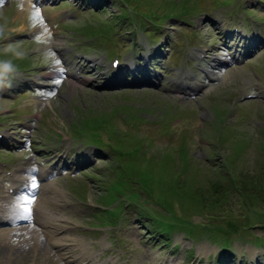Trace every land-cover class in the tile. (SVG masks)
I'll return each instance as SVG.
<instances>
[{"label": "rangeland", "instance_id": "obj_1", "mask_svg": "<svg viewBox=\"0 0 264 264\" xmlns=\"http://www.w3.org/2000/svg\"><path fill=\"white\" fill-rule=\"evenodd\" d=\"M26 1L28 0H0V20L5 24L3 26L6 38L10 40L11 36L16 33V38L11 39L12 41L20 42L21 39L27 40L25 43H1L3 44H0L2 54L19 56L22 60H26L25 58L23 59V55L29 54V65L42 66L36 73L37 79H43L45 76L53 73L50 77H54L56 71H58L55 64L58 63L57 60L60 59L62 51H58V56L51 54L49 47L54 41L58 42L57 44L62 48L70 46L76 50V46L82 49L87 59H96V61L103 59L104 65L102 68L98 65L97 69L92 72L88 73L86 71L84 73L87 76L86 79H74L73 77V81L71 80L72 82L67 87L61 89V93H59L58 88H56L57 94L55 93L54 96L50 92L45 93L46 96H43L41 100H46V97L51 98L53 96V99L49 100L48 106L46 104H37L38 102L35 99L38 98L34 97L33 93L19 91L21 96L18 100L22 101L26 109L36 110V106L42 109L44 120L33 121L34 125L38 128L33 137L35 142L43 146V139L49 136L51 139H55L59 134V137L62 136L63 138L61 141H65V143L61 146V141L53 140V142H55L54 148L58 146V148L65 149L63 150L64 157H60L63 160H65L69 150H77L78 148L82 150L77 155L79 158L77 162H82V165L79 166L74 177H65L67 179H63L57 183L58 187L70 189L63 193L66 195L65 198H62L63 200L61 199L62 201H60L56 197L53 199L50 194L45 195L48 202H53L50 204L52 218L58 219L62 225H66L67 234L64 232L59 236V239L77 240L81 248H85L88 251L92 247L99 246V242L91 239L82 226L85 225L86 218H88L91 210H93L92 206L102 201V198L108 193L107 184L117 174L116 169L113 167L116 168V164L117 166L121 164L122 171L125 173L128 171L130 183L138 180L141 181L146 191L143 192L141 190L145 198L144 202L153 211L157 212L159 216L163 215L169 221L178 219L184 226L185 231H189V235H191L194 241L199 239V234L206 232L211 242L218 245L225 243L230 231L215 229L211 226H208L209 228L203 231L204 225L199 221L203 217L201 216V212L207 210V208L215 213L223 211L225 205L228 204L224 191L225 186L223 185L216 194H208L205 192V187L207 182H218L221 184L227 182V178H223L222 172L211 168L216 164L221 169V165L224 166L223 156H227L228 166L231 163L233 167V170L228 169V171L234 182H236V175H240L239 181L242 180L243 183L248 180L253 181L252 177L256 175V172L262 173L260 171L264 170V98L260 96V91H264V84H261L259 88L252 72L253 66L256 69L264 66V55L261 57L264 47L256 55L255 60L247 67L229 68L225 79L214 82L212 88L204 90L205 93L203 92V94L198 96L194 92L187 90V93L191 94V96L182 98L174 92L175 85L172 79H177L178 76H186V73H191L187 70L186 62L200 58L199 48H193L195 39L198 42L200 39L198 34L194 38L187 35L191 30L185 25L186 23L183 19H171L164 23V25L167 24V27L162 30L160 35H157L159 39L162 38L159 45L166 46L167 48L166 39L172 37L175 40L174 45L183 42V46H186L188 42L189 46H186L188 50H182L179 58L175 60L174 56H172L173 51V53L169 52L172 58L168 60L167 58H163L153 62L157 70L163 71L162 73L166 76H170L167 69L170 70L171 68L172 72L175 73V77L172 76L173 74L171 75L172 79L164 77L166 80L162 82H158V79L157 83L159 84L153 85L152 88L140 87L131 89L130 87H125V89L107 91L106 89H100V85L97 82L103 79L100 78L96 81V78L98 77L99 70L102 73L111 70L110 64L106 63V57L103 53L108 50L105 47L97 45L96 42L83 41L79 43L75 39H72L74 36L71 28H65L64 30L63 26L57 27L55 17L69 10L66 5H62L58 0L56 5H51L48 0L45 2L47 3L45 5L42 3L37 4L36 1L30 2L29 0L27 3ZM72 1H74L73 4L82 3L85 5L84 2L89 0ZM130 1L128 0V2ZM189 1H198L199 6L206 4L204 12H209V15L203 14L190 20L187 18L191 22V26L196 28L200 32L199 34L206 38L205 42L211 43V49L214 51L225 49L221 45V41L218 38V30L213 27L215 25L212 24V20H222V12L220 13L219 11H223L231 18L233 15H237L240 10H243L244 6L239 4L238 0H214L213 6H211V0ZM100 2L105 3L107 12H101L104 10L103 5H100L98 11H93L92 8L85 6L81 12H78L79 18L77 22L67 23L66 25L74 28L85 22H93L94 24L104 23L120 15L123 8L126 10L129 8V6L120 0H92V5H98ZM184 2L185 0H136V3L139 4L138 7L144 13L148 11H162L159 10L161 6L165 9V13L169 12V9L173 8V5L181 9ZM40 4L43 8L36 6ZM247 6L251 9L255 8V12L252 13L257 15V19L260 22L264 21L263 5L259 4L257 0H248ZM26 7L29 10H26ZM41 9H46L47 12L45 13ZM128 11L136 17L135 20L137 22L128 20L119 27V43L115 46L114 52L122 53L123 58L140 49L139 44H145L147 39L143 32H138L139 22L137 18H143L136 15V8ZM211 12L214 14H211ZM47 19L49 22L45 24L43 21H47ZM147 23L151 24L148 21ZM261 25L257 24L254 27L264 34V25L263 27ZM50 26H52V30ZM219 27H221L220 23ZM254 27L251 31L249 30V35L252 32H258ZM182 31H185V36ZM79 33L83 36L86 35L83 31ZM136 34L137 36H134ZM133 38L134 40H132ZM174 45L171 47V50L175 49ZM165 50L162 51L163 54ZM69 54L68 59L72 63L69 70L72 73L76 65L80 63L82 57L78 52H71ZM22 60L18 61L21 62ZM170 61H173L172 66ZM62 69L66 71L68 68L65 66ZM150 69H152V64H150ZM81 71L84 70L81 69ZM64 76L65 72L60 73L58 77L53 78V83L58 85L61 80L60 78ZM260 77L264 81V75ZM36 81L34 80L27 88L34 87L36 85L34 82ZM59 88L62 87L59 86ZM127 90L132 91L126 92ZM1 96L5 95H0V98ZM213 96L215 97L211 100ZM10 102L8 101V106L11 105ZM5 105L7 103H1L0 101V110L5 109ZM18 107L19 105H14V109ZM10 114L11 112L3 111L2 116ZM103 117H106L107 124L110 120L113 123L107 126L103 124L97 132L102 134L101 140L108 141L112 145L117 144L118 160L113 158L112 151L111 154V152H103L104 150L99 151L101 152L99 156L102 158L98 160L90 148L81 147L83 145L77 147L70 138L72 137V133L77 137L74 131V124L84 127L82 123L86 120L92 121L93 125L97 121V118ZM29 118L32 119V116ZM11 119L12 116H9L8 120L10 122ZM158 119H163L162 128L159 132H162L164 127L166 128L164 133L169 135L173 136L176 131L179 132V139L175 138L174 140V136L172 138L175 146L168 145V140L170 139L168 137L162 136L158 140L156 138V141H154L143 136L146 131L149 132L151 130V122ZM215 122H218L221 126H214ZM96 126L97 124L95 123L94 127L96 128ZM20 140L16 141L14 148L16 156L22 157L25 154V157L31 158L34 161L36 155H42L43 150H33L29 154L24 152ZM167 145L169 147H166ZM37 147L36 143L35 148ZM109 147L110 149L112 148L111 145ZM54 151H57V149H54ZM70 157H72V160L68 161L67 166L74 168L77 162H73V155ZM60 165L63 166V163H60L58 166ZM211 170L217 178L212 177ZM244 179L247 180L245 181ZM73 181L78 184H87L88 186L83 187L72 184ZM70 185L72 189L69 187ZM149 193H154V197L150 198ZM75 196L81 198L86 196V204L77 201ZM254 209L258 210L256 208L250 210L247 202L244 204V202L238 201L231 207L232 211L226 210L227 212L222 214L225 216L231 212L224 222L227 225L233 223L246 232L238 230L237 233L232 234L231 241H244L248 236L250 238L255 236L256 240H264V225L263 228L256 227L255 225L258 222L264 223V217L259 214V218L257 219L255 216L257 212H254ZM46 210V208H43V212H46ZM126 216L127 233L132 238L142 241L144 239L142 234H134L136 231H133L131 228L140 221H136L135 216L132 214L130 217L129 213H126ZM97 218L102 219V221L112 218L118 223L121 222V214L118 210L107 211L102 215H97ZM211 224L223 225V219L217 218ZM232 228L237 229L235 227ZM137 231H141V229ZM173 237L175 242L181 243L180 250L182 251V256L170 255V252L174 253V251L165 245L166 250H163V247L156 249V256H159L155 259L156 263L166 264L168 261H172V264H204L199 260V246L192 247L193 244L189 240H185L178 233L174 234ZM121 239L125 240L123 237ZM38 240L43 239L39 237ZM138 240L137 246H133L134 250L138 252L137 256L140 262L141 260L144 261V258L148 257V254L144 248V244L141 243L139 245ZM38 244L36 238L32 240V245L29 246V243L27 244L26 251L22 253L26 258L25 260L10 263L4 260V256H0V264H62L64 257L56 256L59 248L53 247L50 252L49 249L46 250L44 245L40 246ZM70 244H72L71 241ZM191 247L193 252H195L194 256L187 253ZM42 248L46 251H42ZM235 248V251L239 255L249 250L248 247L243 246V243L235 244ZM260 250L262 249L257 248L254 253H248L246 255L248 256L246 264H260L256 259ZM175 252H178V250Z\"/></svg>", "mask_w": 264, "mask_h": 264}, {"label": "trees", "instance_id": "obj_2", "mask_svg": "<svg viewBox=\"0 0 264 264\" xmlns=\"http://www.w3.org/2000/svg\"><path fill=\"white\" fill-rule=\"evenodd\" d=\"M230 167L233 170L231 163ZM260 172L262 173H258L257 171L256 175L252 177L253 181H246L247 179H244L246 181L245 183H243L242 180L239 181L240 175H236L235 186L237 189H234V185L230 182V180L222 184L218 182H207L209 185L205 188V192L208 194H216L224 185V191L226 193V200H228V203H232V201H236V199L237 202H244V204L248 202L250 210H252V208L258 209H254V212H257L259 215L264 208V170H261ZM223 178L226 179L228 177L225 174L223 175ZM212 216L215 218L214 215Z\"/></svg>", "mask_w": 264, "mask_h": 264}, {"label": "bare ground", "instance_id": "obj_3", "mask_svg": "<svg viewBox=\"0 0 264 264\" xmlns=\"http://www.w3.org/2000/svg\"><path fill=\"white\" fill-rule=\"evenodd\" d=\"M27 3V2H26ZM26 6H28V5H26ZM26 10H29L27 7H26ZM92 62H94L93 60H90V61H86V63L87 64H89L90 66H92ZM86 67H88V66H86ZM147 68L145 67V70H146ZM146 73L148 74V72L146 71ZM201 86L202 85H199L198 84V89H200L201 88ZM24 176H22V177H20V178H18V181L16 182V186H17V188L18 189H20L21 187H20V184H19V180H21V181H23L24 180ZM34 180V178L33 177H28V186H31V184H30V182H32ZM56 195H58V194H56ZM59 196V195H58ZM59 197H61V196H59ZM0 221H3V220H0ZM4 222V221H3ZM12 231V230H11ZM36 231H40L37 227H33L31 230H30V232H28V233H34V232H36ZM50 233H53V232H50ZM3 235V233L1 232L0 233V236H2ZM50 243V245H54V243L55 242H49ZM56 243H59V242H56ZM0 251H3L2 253H1V256H4V260H7V261H15V260H21V259H23V258H20L19 256H15L14 254H12L10 251L8 252L7 250H5V248L4 247H2L1 248V250Z\"/></svg>", "mask_w": 264, "mask_h": 264}, {"label": "clouds", "instance_id": "obj_4", "mask_svg": "<svg viewBox=\"0 0 264 264\" xmlns=\"http://www.w3.org/2000/svg\"><path fill=\"white\" fill-rule=\"evenodd\" d=\"M7 67V66H6Z\"/></svg>", "mask_w": 264, "mask_h": 264}]
</instances>
